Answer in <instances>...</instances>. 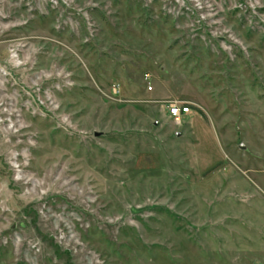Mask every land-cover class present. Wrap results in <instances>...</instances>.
<instances>
[{
	"label": "rangeland",
	"instance_id": "1",
	"mask_svg": "<svg viewBox=\"0 0 264 264\" xmlns=\"http://www.w3.org/2000/svg\"><path fill=\"white\" fill-rule=\"evenodd\" d=\"M0 264H264V0H0Z\"/></svg>",
	"mask_w": 264,
	"mask_h": 264
},
{
	"label": "built area",
	"instance_id": "2",
	"mask_svg": "<svg viewBox=\"0 0 264 264\" xmlns=\"http://www.w3.org/2000/svg\"><path fill=\"white\" fill-rule=\"evenodd\" d=\"M149 74L145 73L144 78L147 80L149 78ZM169 116L173 119L175 124H181L182 117L187 115L190 111L188 105H182L177 102H172L167 107Z\"/></svg>",
	"mask_w": 264,
	"mask_h": 264
}]
</instances>
